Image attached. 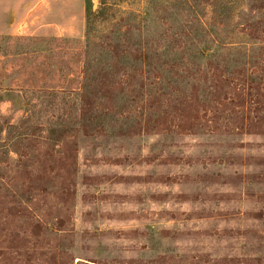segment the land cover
<instances>
[{
    "label": "rangeland",
    "instance_id": "rangeland-1",
    "mask_svg": "<svg viewBox=\"0 0 264 264\" xmlns=\"http://www.w3.org/2000/svg\"><path fill=\"white\" fill-rule=\"evenodd\" d=\"M0 264H264V0H0Z\"/></svg>",
    "mask_w": 264,
    "mask_h": 264
}]
</instances>
